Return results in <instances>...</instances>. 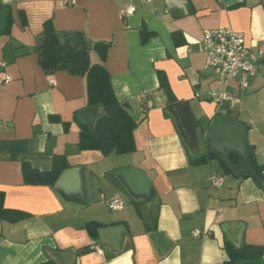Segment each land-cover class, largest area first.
<instances>
[{"label": "crops", "instance_id": "obj_1", "mask_svg": "<svg viewBox=\"0 0 264 264\" xmlns=\"http://www.w3.org/2000/svg\"><path fill=\"white\" fill-rule=\"evenodd\" d=\"M64 1L71 0H0V9H7L1 73L11 78L0 85V192L5 209L29 215L13 223L0 220V264H225V242L264 250L263 190L249 177L225 172L216 153L218 158H207L212 150L204 135L215 117L207 92L221 86L204 70L201 44L204 30L229 27L244 35L251 52L264 51V0ZM126 6L135 11L121 17ZM9 19V33L2 34ZM46 22L57 32L79 31L92 43H109L102 64L115 98L137 123L133 152L79 149L75 118L84 122L79 112L88 107L85 78L64 70L49 75L41 68L34 46ZM142 30L150 33L145 41ZM89 59L101 63L94 50ZM158 73L175 104L186 103L198 124L195 148L185 144L167 109ZM227 90L239 99L232 119L247 125L264 176V53L247 89L232 81ZM54 155L65 158L67 169L83 168L85 203L24 183L23 164L48 171ZM126 169L146 175L153 191L149 204L108 178ZM213 175L223 177L221 187L209 186ZM116 197L123 209L110 212L106 202ZM88 222L123 226L126 234L117 249L97 239L99 251L80 253L94 241ZM194 230L203 234L192 237ZM53 252L66 255L59 260Z\"/></svg>", "mask_w": 264, "mask_h": 264}, {"label": "trees", "instance_id": "obj_2", "mask_svg": "<svg viewBox=\"0 0 264 264\" xmlns=\"http://www.w3.org/2000/svg\"><path fill=\"white\" fill-rule=\"evenodd\" d=\"M8 23L2 34L9 33ZM144 30L141 31L143 41L150 35L144 36ZM176 40V33H173ZM109 43H92L82 32H57L53 29L50 22L44 24L43 30L36 40L34 52L37 55L39 65L47 73L52 74L55 71L64 70L70 75L81 76L85 78L86 94L88 107L101 105L102 114L97 118L94 128L91 131L87 125L76 116L75 123L79 129L78 147L81 151L98 150L104 155L111 153L127 154L135 150L133 142V130L136 127V121L121 107V103L115 98L110 85V77L105 70L102 62L106 57ZM94 50L100 60V64H91L89 52ZM159 92L165 98L166 106L175 104L177 100L172 95L167 80L158 73ZM146 111L145 104H142ZM65 127L67 124H63ZM251 150V148H250ZM252 152V150H251ZM218 158V156L209 151L207 158ZM229 161L232 165L238 164L235 154L229 153ZM204 159H196L194 163H203ZM221 166L225 172H230L226 162L220 159ZM68 167L63 156L54 155L52 157L51 168L48 171H39L31 168L26 163L23 164V179L27 185H43L53 188L55 182L61 173ZM262 174V167H257ZM4 194L0 192V220L8 222H17L27 218V213L9 210L3 207ZM103 225L98 222H88L85 229L93 240L98 239L97 231ZM148 231L155 229L146 227ZM223 249L228 257L225 264H264V250L261 246L244 245L241 248H235L225 242ZM90 251L87 247L80 253ZM42 264H55L47 261Z\"/></svg>", "mask_w": 264, "mask_h": 264}, {"label": "water", "instance_id": "obj_3", "mask_svg": "<svg viewBox=\"0 0 264 264\" xmlns=\"http://www.w3.org/2000/svg\"><path fill=\"white\" fill-rule=\"evenodd\" d=\"M6 13L7 9H0V32L5 25ZM121 107L124 109L127 108V105H121ZM101 109V105H95L79 112V116L91 131ZM167 109L173 114L185 144L190 149L195 148L198 124L188 105L178 103L168 106ZM204 136L207 146L226 162L234 176L251 178L264 192V176L258 171L255 164L247 139V125L244 122L215 116L207 126ZM229 153L236 155L238 159L236 166H233L229 161ZM83 171L81 167L64 170L55 182L53 190L67 200L72 201L77 197L82 203H85ZM132 175H135L136 179L130 178ZM108 178L118 187L123 184L133 198H141L148 204L150 203L153 191L144 173L135 169H126L113 172L108 175ZM125 234L126 230L123 226L102 227L97 231L100 243L114 249L119 247L121 237ZM53 255L61 260L65 257L66 252H53ZM64 263L69 264L68 262Z\"/></svg>", "mask_w": 264, "mask_h": 264}, {"label": "built area", "instance_id": "obj_4", "mask_svg": "<svg viewBox=\"0 0 264 264\" xmlns=\"http://www.w3.org/2000/svg\"><path fill=\"white\" fill-rule=\"evenodd\" d=\"M63 4L72 5L74 1H64ZM134 11V7L126 6L120 11V15L121 17L130 16ZM201 44L205 48L204 70L210 72L221 86V89H212L207 92L208 99L214 104V114L221 118H232L237 112L239 99L227 88L232 81H236L240 89H247L249 78L257 74V65L264 51L260 48L256 53L251 52L245 45L244 35L229 27L204 30ZM3 66L4 64L0 62V85L11 81L8 75L1 73ZM208 183L210 187L219 188L223 184V177L210 176ZM106 204L110 212L120 211L124 206L123 200L118 197L109 200ZM202 234L200 230L191 232L192 237L195 238ZM89 248L91 251H99L97 241L94 240Z\"/></svg>", "mask_w": 264, "mask_h": 264}]
</instances>
